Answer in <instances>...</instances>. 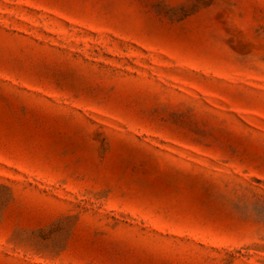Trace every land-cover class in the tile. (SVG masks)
Segmentation results:
<instances>
[{"label":"rangeland","instance_id":"rangeland-1","mask_svg":"<svg viewBox=\"0 0 264 264\" xmlns=\"http://www.w3.org/2000/svg\"><path fill=\"white\" fill-rule=\"evenodd\" d=\"M0 264H264V0H0Z\"/></svg>","mask_w":264,"mask_h":264}]
</instances>
